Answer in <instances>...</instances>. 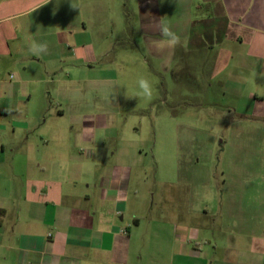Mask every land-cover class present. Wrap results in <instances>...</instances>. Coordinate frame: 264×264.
I'll return each mask as SVG.
<instances>
[{"label":"crops","instance_id":"crops-1","mask_svg":"<svg viewBox=\"0 0 264 264\" xmlns=\"http://www.w3.org/2000/svg\"><path fill=\"white\" fill-rule=\"evenodd\" d=\"M161 21L188 48H217L208 87L220 75L224 95L253 85L243 109L262 113L264 0H0V264H133L132 225L140 226L141 207L154 211L155 193L162 203L178 202L169 222L177 233L172 264H264L258 148L236 142L243 167L223 171L215 187L160 178L156 191L145 187L149 203L140 147L124 140L109 151L96 135L109 121L85 108L72 112L67 130L66 103L86 94L80 83L113 81L74 74L77 64L96 69L129 37L152 57L172 50L160 44ZM33 41L47 51L33 55ZM162 60L173 67L174 59Z\"/></svg>","mask_w":264,"mask_h":264},{"label":"rangeland","instance_id":"rangeland-1","mask_svg":"<svg viewBox=\"0 0 264 264\" xmlns=\"http://www.w3.org/2000/svg\"><path fill=\"white\" fill-rule=\"evenodd\" d=\"M126 20L128 23L135 18L127 17ZM107 52L111 58L95 64L96 69L89 70L88 65L77 64L74 74L82 71L87 75L89 71L92 77L113 78V81L80 83L86 94L66 103L65 124L72 132V125H68L72 112L78 114L85 108L86 112L109 121V128L96 130L97 137L106 143L109 151L124 140L140 147L143 158L139 168L140 185L144 189L142 199L146 202H153L146 188L155 185L156 191L160 178L173 182L181 179L185 185L193 183L194 186L222 184L223 171L243 167V161L237 162L235 157L238 155L236 142L247 143L246 147L252 151L258 148L259 155L264 158V106L256 117H252L254 113H249V117L246 115L249 110L243 109L253 85L236 93L237 96L224 95L219 82L225 81L220 75L214 80L213 88L208 87L212 83L209 78L213 74L217 48H188L182 43L170 51L166 49L165 53L163 49L157 50L152 57L147 47L134 48L129 37L121 48H109ZM114 55L118 61L112 58ZM164 57L174 59L173 67L162 63ZM103 67L107 69L106 74ZM66 73L60 71V78L64 79ZM140 77L150 81L151 99L138 94ZM61 87L68 92L72 89L66 84ZM260 90L259 96L264 98V88ZM71 104L74 105L69 106ZM155 196L154 211L151 213L141 207L144 210L138 214L140 226L134 228L132 225L133 264H172L174 259L172 245L177 233L169 222L174 218L178 202L173 199L162 203L157 193ZM185 203L188 205L187 201ZM127 218H131L129 213ZM201 230L218 238L223 235L220 230Z\"/></svg>","mask_w":264,"mask_h":264},{"label":"clouds","instance_id":"clouds-1","mask_svg":"<svg viewBox=\"0 0 264 264\" xmlns=\"http://www.w3.org/2000/svg\"><path fill=\"white\" fill-rule=\"evenodd\" d=\"M160 33L162 36V40L160 41L161 46H167L169 48H175L178 44H180V37L174 33L167 24H164L161 21ZM29 52L33 55H40L47 51V44L42 42L33 41L29 46ZM137 84L139 89L141 90L139 95H142L146 99H151L153 94V89L150 81L147 78L140 77L137 80ZM127 96V94H126Z\"/></svg>","mask_w":264,"mask_h":264}]
</instances>
